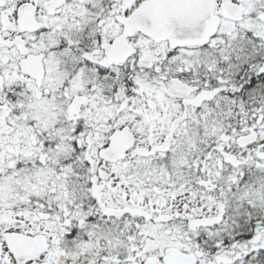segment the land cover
I'll return each mask as SVG.
<instances>
[{"label": "snow or ice", "instance_id": "snow-or-ice-1", "mask_svg": "<svg viewBox=\"0 0 264 264\" xmlns=\"http://www.w3.org/2000/svg\"><path fill=\"white\" fill-rule=\"evenodd\" d=\"M0 264H264V0H0Z\"/></svg>", "mask_w": 264, "mask_h": 264}]
</instances>
